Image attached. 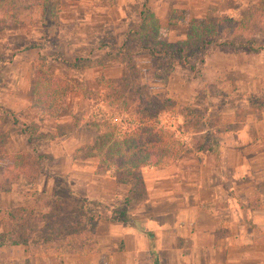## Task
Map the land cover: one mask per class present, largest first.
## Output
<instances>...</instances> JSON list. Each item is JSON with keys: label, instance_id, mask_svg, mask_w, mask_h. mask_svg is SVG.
Here are the masks:
<instances>
[{"label": "rangeland", "instance_id": "1", "mask_svg": "<svg viewBox=\"0 0 264 264\" xmlns=\"http://www.w3.org/2000/svg\"><path fill=\"white\" fill-rule=\"evenodd\" d=\"M141 5L165 27L171 10L181 11L185 20L214 17L237 21L255 9L257 1L59 0L58 23L47 27L39 0H0V232L7 230L6 214L13 206L44 212L53 197L68 201L66 190L83 191L85 182L96 185L105 180L107 172L95 170L94 127L109 122L124 131L136 125L132 124L133 115H125L119 108L109 112L102 102L88 101L84 96H103L108 92L106 83L125 73L117 53L122 36L137 23ZM184 32L185 24L170 27L167 41L182 40ZM217 38L220 43L226 39L234 44L248 39L263 43L264 11L245 32L220 25ZM133 61L150 95L175 102L140 139L159 143L169 154L174 153L167 163L170 168L198 171L208 155L217 163L221 144L230 139H225L228 131L259 125L264 136L263 51L252 53L241 47L209 50L204 69L194 79L178 63L169 74L160 60L150 69L151 60L145 53ZM38 79L47 84L56 82V89L47 91L45 102L55 115L34 107ZM54 94H63L62 100L57 102ZM23 130L26 134H21ZM263 143L259 140L238 147L237 155L249 157L259 151L264 156ZM31 144L40 159L32 154ZM71 177L76 179L72 185ZM235 200L238 204L237 196ZM223 208V204L216 207L219 211ZM102 214L105 217L107 213ZM0 248L5 252L0 253V264L9 260L10 264H32L31 259L26 263L22 259L21 246ZM82 254L86 253L52 256L61 255V263H83ZM46 257L49 262L55 259ZM42 262L36 259L34 264Z\"/></svg>", "mask_w": 264, "mask_h": 264}, {"label": "trees", "instance_id": "2", "mask_svg": "<svg viewBox=\"0 0 264 264\" xmlns=\"http://www.w3.org/2000/svg\"><path fill=\"white\" fill-rule=\"evenodd\" d=\"M58 1L39 0L43 20L49 22L47 27L58 23ZM256 1L255 9L242 14L237 21L218 20L214 17L185 20L181 11L171 10L165 27L159 24L150 10L141 5L137 14L138 21L122 36L120 51L117 53L120 62L124 64L125 73L106 83L108 92L103 96H84L86 100L102 102L109 112L119 108L123 114L134 117L132 124L136 127L133 129L120 131L116 124L109 122L94 127L96 172L109 171L116 185L128 188L126 198L114 201L113 207L108 209L96 199L81 198L66 190L68 201L53 197L44 206V212L36 213L25 205L13 206L6 214L9 226L5 232H0V247L19 245L25 249L29 260L51 254L93 253L96 251L95 234L98 223L105 218L102 212L108 210L111 222L134 225L135 220L128 214L126 206L146 199L139 171L145 167L164 166L175 156L174 153L169 154L159 143L142 142L140 139L146 129H152L150 124L157 123L159 114L170 112L175 102L161 95L149 94L141 84L142 73L136 68L133 59L138 54L145 53L151 60L150 69H155L156 62L160 60L167 74L178 63L194 79L204 69L209 50L241 47L252 53L264 52V42L256 43L248 39L234 44L226 39L220 43L217 38L218 28L223 24L234 31L249 30L253 19L264 11V0ZM182 24H185L184 38L174 43L168 42L167 30ZM35 85L34 107L43 113L50 111L51 115H55L56 112L45 102L48 99L47 91L56 89V82L47 84L46 80L38 79ZM54 96L59 102L63 94ZM21 134H26V131H21ZM31 152L36 159L41 158L35 145L31 144ZM43 174L47 176V173Z\"/></svg>", "mask_w": 264, "mask_h": 264}, {"label": "crops", "instance_id": "3", "mask_svg": "<svg viewBox=\"0 0 264 264\" xmlns=\"http://www.w3.org/2000/svg\"><path fill=\"white\" fill-rule=\"evenodd\" d=\"M225 135L231 142L223 141L217 163L212 155L205 156L198 171L177 170L170 164L142 168L146 199L126 206L135 224L111 222L105 211L96 229V251L82 254L83 263H61L62 256L55 254L32 258L31 263L41 259L43 264H264V156L259 151L249 157L236 152L250 142H264V136L259 125ZM106 172L105 180L96 185L85 182L83 191L75 188L72 193L111 209L114 201L126 198L128 188L116 185ZM73 180L69 178V184ZM219 204L222 211L216 209ZM21 251L22 259H27L25 249ZM0 253L5 252L0 248ZM46 256L55 259L49 262Z\"/></svg>", "mask_w": 264, "mask_h": 264}]
</instances>
